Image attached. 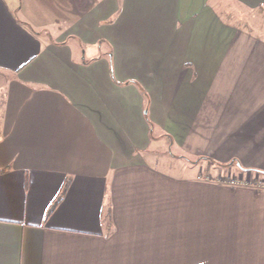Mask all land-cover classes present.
<instances>
[{"label": "crops", "instance_id": "obj_1", "mask_svg": "<svg viewBox=\"0 0 264 264\" xmlns=\"http://www.w3.org/2000/svg\"><path fill=\"white\" fill-rule=\"evenodd\" d=\"M263 9L0 0V264H264Z\"/></svg>", "mask_w": 264, "mask_h": 264}, {"label": "rangeland", "instance_id": "obj_2", "mask_svg": "<svg viewBox=\"0 0 264 264\" xmlns=\"http://www.w3.org/2000/svg\"><path fill=\"white\" fill-rule=\"evenodd\" d=\"M242 18V26L250 31L257 39L264 41V9L256 11H242L237 14ZM236 21V20H235ZM169 151L165 152V157H170ZM188 166L198 167L199 174L205 179L226 183L230 186H258L264 188V176L259 173H246L240 170L236 165L227 166V164H220L214 162L210 164L208 161L200 158L188 160L182 158ZM181 161H179V164ZM230 164V163H229Z\"/></svg>", "mask_w": 264, "mask_h": 264}, {"label": "trees", "instance_id": "obj_3", "mask_svg": "<svg viewBox=\"0 0 264 264\" xmlns=\"http://www.w3.org/2000/svg\"><path fill=\"white\" fill-rule=\"evenodd\" d=\"M201 160H205V161H208L210 164H214V162L208 158H200ZM233 165H236L240 170L246 172V173H262V172H259L257 170H250V169H245L243 167H241L237 162H233V163H230V164H227V166H233ZM66 192V188L63 189V191L61 192L60 196L57 198L56 202L54 203L53 207L51 208V211L50 213L59 205V203L61 202L64 194Z\"/></svg>", "mask_w": 264, "mask_h": 264}]
</instances>
